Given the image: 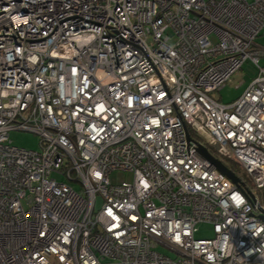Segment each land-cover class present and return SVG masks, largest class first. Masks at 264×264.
<instances>
[{
  "label": "built area",
  "instance_id": "obj_1",
  "mask_svg": "<svg viewBox=\"0 0 264 264\" xmlns=\"http://www.w3.org/2000/svg\"><path fill=\"white\" fill-rule=\"evenodd\" d=\"M259 37L264 0H0V264H264Z\"/></svg>",
  "mask_w": 264,
  "mask_h": 264
},
{
  "label": "rangeland",
  "instance_id": "obj_2",
  "mask_svg": "<svg viewBox=\"0 0 264 264\" xmlns=\"http://www.w3.org/2000/svg\"><path fill=\"white\" fill-rule=\"evenodd\" d=\"M256 42L260 45H264V37H259ZM261 64H264V59L261 60ZM257 74V68L253 65L250 60H245L240 69L237 70L225 83V85L219 90L214 91L210 95L218 102L228 103L232 102L237 98L251 81V79ZM8 138L11 140L12 144L18 147H23L26 149L39 150V137L37 134L22 131V130H11L9 131ZM238 173L240 169L237 167ZM241 174V173H240ZM242 176H245L244 174ZM112 182L129 181L132 176L129 172L124 171H114L111 174ZM71 186L79 190V184L77 182H72ZM100 199H97L96 206L99 207ZM214 235L212 225L209 223H199L197 224V230L194 234L196 238H209ZM156 249L170 257H175V253L167 250L161 246H157Z\"/></svg>",
  "mask_w": 264,
  "mask_h": 264
},
{
  "label": "water",
  "instance_id": "obj_3",
  "mask_svg": "<svg viewBox=\"0 0 264 264\" xmlns=\"http://www.w3.org/2000/svg\"><path fill=\"white\" fill-rule=\"evenodd\" d=\"M187 141L190 143H194L196 145L197 153L207 160L210 164H212L217 170L224 173L232 182L238 183L239 178L238 176L232 171L222 160L214 156L204 145L196 141L194 138L191 137L188 129L184 127ZM262 219H264V215H260Z\"/></svg>",
  "mask_w": 264,
  "mask_h": 264
},
{
  "label": "trees",
  "instance_id": "obj_4",
  "mask_svg": "<svg viewBox=\"0 0 264 264\" xmlns=\"http://www.w3.org/2000/svg\"><path fill=\"white\" fill-rule=\"evenodd\" d=\"M190 135L194 138V139H197L195 134L190 130L188 129ZM213 151V150H212ZM224 163L232 170L234 171L235 173H238V169H237V165L236 163H234L233 161L231 160H224Z\"/></svg>",
  "mask_w": 264,
  "mask_h": 264
}]
</instances>
